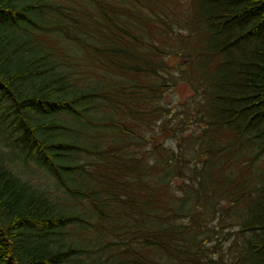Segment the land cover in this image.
Instances as JSON below:
<instances>
[{
    "label": "trees",
    "instance_id": "1",
    "mask_svg": "<svg viewBox=\"0 0 264 264\" xmlns=\"http://www.w3.org/2000/svg\"><path fill=\"white\" fill-rule=\"evenodd\" d=\"M70 1L0 0V102L72 202L0 159V264H264V0Z\"/></svg>",
    "mask_w": 264,
    "mask_h": 264
},
{
    "label": "rangeland",
    "instance_id": "2",
    "mask_svg": "<svg viewBox=\"0 0 264 264\" xmlns=\"http://www.w3.org/2000/svg\"><path fill=\"white\" fill-rule=\"evenodd\" d=\"M40 3H54V5H65L74 4L70 0H37ZM46 41L49 45L52 44L51 38L53 37L46 36ZM68 46V45H67ZM49 49H54L53 47H48ZM173 94V93H172ZM192 96V92L184 84L180 85L173 94V101L189 100ZM15 107L10 108L5 103L0 102V159L5 165H7L11 171L19 176L22 180L33 185L35 188L40 191L46 192L49 196L60 197L61 201L71 205L72 202L66 198V195L63 193V188H59L54 180L46 176L35 162L32 160L31 155L28 158H25L23 152H19L17 146L21 145L19 139V133L17 130H14V127L17 124L14 114ZM15 141V142H14ZM22 149V148H21ZM27 159V161H26ZM39 170H38V169ZM62 191V192H61ZM226 204L223 210L226 209ZM224 214V213H223ZM217 222L211 223L208 221V225H216ZM222 253H224V260L226 262L231 258V253L225 247L222 248ZM232 252V251H231Z\"/></svg>",
    "mask_w": 264,
    "mask_h": 264
}]
</instances>
